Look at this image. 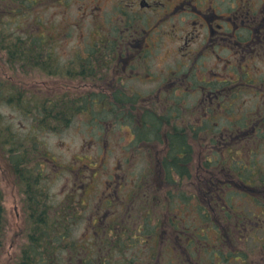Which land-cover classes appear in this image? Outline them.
Listing matches in <instances>:
<instances>
[{"label":"rangeland","instance_id":"1","mask_svg":"<svg viewBox=\"0 0 264 264\" xmlns=\"http://www.w3.org/2000/svg\"><path fill=\"white\" fill-rule=\"evenodd\" d=\"M123 1L130 0H0V264H51V257L58 262L52 264H174L176 254L182 260L180 252L161 251L160 240L152 234L157 238L163 225L171 224L169 217L180 212L185 226L196 222L194 227L199 229V202L190 196L187 205L179 206L178 200L167 198L182 191L198 198L196 186L201 184L207 163L218 167L216 161L222 160L223 152L229 154L233 148L219 144L212 151V136L222 133L229 120L244 122L257 111L252 110L258 101L251 87L237 100L232 96L227 109H220L217 101L210 109L192 110L194 106L187 104L173 110L169 108L173 102L192 103L196 96L170 93L173 89H163L159 96L158 90L151 93L153 84L144 78L126 80L128 87L135 84L143 94L140 100L131 92V102H140L141 108L129 118L144 123L141 127L136 121L123 123L127 108L115 105L109 94L90 83L92 79H85L90 84H80L78 72H73L78 56L83 61L87 58L92 39L108 38L112 28H123L118 20L110 21ZM169 30L164 24V39ZM38 34L55 46L53 67L40 63L37 54L18 52L13 57L9 53L14 55L16 43L22 40L30 49ZM168 50L166 42L160 43L152 65L155 70L166 67L172 75L175 63L184 56ZM99 60L94 76L105 80L104 63ZM70 62L74 64L68 66ZM225 64L214 57L204 58V75L211 70L226 71ZM244 65H251L249 72H264V62ZM143 66L137 75L146 73L147 66ZM195 84L193 74L182 82L183 87ZM213 84L225 87L217 80ZM82 96L100 97L104 102L88 110L76 109L74 104ZM150 114L163 127L161 137L150 135L141 141L137 133L151 130L147 124ZM114 116L121 120L118 124H112ZM171 125L178 126L188 139L190 181L175 171L157 172L158 158L166 168L171 167L167 138ZM241 145L255 150L254 165L264 167V139L255 149L250 140ZM242 159L250 160L245 152ZM239 192L244 191L236 193L232 204L247 218L248 226L241 227L247 231L239 236L230 227L227 236H220L214 227L221 229L216 222L221 214L207 206L210 218L204 219L201 264H264V192L260 191L263 196L257 201ZM51 234L60 240L54 241ZM192 256L201 259L196 252Z\"/></svg>","mask_w":264,"mask_h":264},{"label":"flooded vegetation","instance_id":"2","mask_svg":"<svg viewBox=\"0 0 264 264\" xmlns=\"http://www.w3.org/2000/svg\"><path fill=\"white\" fill-rule=\"evenodd\" d=\"M123 2L124 5L116 7L118 12L110 17V21L118 20L117 24L123 28L121 30L118 27L112 28L107 34L108 38L99 36L92 39L93 43L88 48L87 58L83 61L81 56H78L75 67L81 78L80 84L85 86L94 83L96 88L110 95L115 105L127 108L126 111L129 113H125L127 118L123 120V123L136 121L138 127L144 123L140 118L139 120L129 118L133 115L132 111L141 108V103L131 102L130 96L135 93L141 100L143 94L135 84L128 87L126 80L146 78L151 85L153 84L151 93L158 90L156 94L159 96H162L160 91L163 89H173L174 91L170 93L182 94L186 98L189 95L196 96L192 103L184 102L183 99H178L180 105L173 102L169 105V108L173 110H181L187 104L194 106L192 110L210 109L208 106L214 105L217 101H219L220 109L223 107L227 109L226 106L233 102L232 96L237 100L249 87L252 88L251 94L257 96L258 102L252 105V110L255 107L254 111H257L251 114L249 120L244 122L238 119L229 120L231 123L221 128L222 133L210 139L213 145L212 151L219 144H223V147L232 145L233 148L229 154L223 152L222 160L216 161L218 167L211 166L212 161L207 163L209 166L204 168V176L200 178L201 184L196 186L198 198L193 194L186 196L184 191L175 198H167L173 202L178 200L176 203H179V206L187 205L190 196L199 202L198 214L201 218L199 229L194 227L196 222H186L189 225L185 226V222L181 221L183 214L180 212L172 218L169 217L171 224L168 227L163 225L162 232L157 238L154 233L152 234L155 239L160 240L161 251L174 250L175 254L177 251L184 256L181 260L176 254L174 264H201V261L204 262V219L210 218L209 213H206L207 206L215 213L221 214L216 218L221 231L218 227H214L219 234L227 236L230 227H234L239 236H242V233L247 230L241 227L246 228L249 222L246 221L247 218L242 210L237 211L232 204L234 197L238 191H244L239 194L257 201L259 195L263 196L260 191L264 192V167L254 165L255 150L250 151L249 147L245 150L241 145L242 142L250 140V146L255 149L256 144L264 139V77L260 76V74L264 75V72L259 73L254 70L249 72L247 68L251 65H244L247 61L264 62V0H130ZM164 24L165 28L170 27V30L166 31V39H164ZM162 42H166L169 52L174 54L178 52L184 56L175 63L172 75L167 74L172 70L166 71L164 70L166 67L162 66H158L155 70L152 65L154 53ZM208 56L214 57L216 62L226 63L224 69L227 70L224 72L211 70L204 75V58ZM98 59H100L99 62L104 63L102 69L105 68L106 71L105 80L94 76ZM143 65L147 66L144 70L146 73L137 75L136 70ZM182 71L185 73L184 77L179 75ZM216 72H223V74ZM190 74L194 75L198 85L183 87L182 82L190 77ZM85 79L93 81L87 83ZM214 80L222 82L226 88L216 86L213 84ZM124 82L127 87L124 86ZM92 101L96 106L101 105L104 99L96 97ZM146 105L149 107L148 104ZM114 117L112 124H118L121 120ZM147 124L150 125L151 130L142 134L137 133L140 136L139 140L144 141L150 135L159 139L163 127L157 122ZM171 126L167 135V138H170L168 157L171 167L166 168L161 158H158L157 172L163 175L175 171L179 177L183 176L180 177L181 179L190 181L187 177L190 176L188 167L190 162L186 163L190 155L188 139L182 131L178 130V126ZM175 141L178 146L173 144ZM230 142L233 143L230 144ZM235 143L239 145L235 146ZM244 152L250 158L247 163L242 159ZM165 163L167 164V161ZM152 170L155 169L152 168ZM198 177L200 176H197V179ZM188 180L186 181L189 182ZM232 212L233 216H231ZM220 217L221 220H219ZM227 221L229 225L225 224ZM195 252L200 254L201 259L193 258L192 255Z\"/></svg>","mask_w":264,"mask_h":264},{"label":"trees","instance_id":"3","mask_svg":"<svg viewBox=\"0 0 264 264\" xmlns=\"http://www.w3.org/2000/svg\"><path fill=\"white\" fill-rule=\"evenodd\" d=\"M44 37V36H43ZM42 35L38 34L36 35V39L33 41L32 45H31V48L29 49V47H25L24 45L27 44V42H24L25 40H22V43L20 44L19 42L16 43L17 45V51H16V48H15V53L14 55H17L18 52H20L21 55H23V53L25 55L29 54V55H35L37 54L38 56H40V60H38L40 63L44 64L46 67H53L52 65V62H53V56H54V53L52 52L53 50V47L51 45V43L49 42L48 39H45L43 38ZM20 45V46H19ZM44 50H45V55L44 54ZM9 52V51H8ZM10 54H12L13 56V52L10 50L9 52ZM9 59L10 56H9ZM12 60V59H11ZM86 103H90L89 105L85 104L83 106L84 109H90L91 107H93L92 104H94V102H86ZM148 121H153L152 119H149ZM173 144L177 145V141H175ZM178 159V158H177ZM51 237L54 239V241H59V236L57 235H52L51 234ZM64 238V237H63ZM55 243V242H53ZM49 245V244H48ZM52 246H46V248H51ZM51 264L53 263V261L55 263H58L57 260H53V257H51ZM105 264V263H104Z\"/></svg>","mask_w":264,"mask_h":264}]
</instances>
